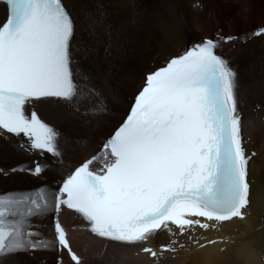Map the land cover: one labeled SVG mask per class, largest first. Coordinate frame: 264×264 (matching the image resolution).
Returning <instances> with one entry per match:
<instances>
[{"label": "snow or ice", "instance_id": "6c2138e0", "mask_svg": "<svg viewBox=\"0 0 264 264\" xmlns=\"http://www.w3.org/2000/svg\"><path fill=\"white\" fill-rule=\"evenodd\" d=\"M4 2L0 134L23 136V151L60 157L59 133L35 111L27 114L25 106L40 98L71 103L81 95L71 67L73 19L62 0ZM262 34L264 27L251 35ZM234 39L205 38L146 74L126 119L103 144L110 159L99 173L89 170L92 160L86 161L63 180L51 200L43 187L0 192V264L21 251L48 247V241H33L35 233L25 229L29 218L49 208L58 212L67 206L82 214L92 234L128 244L145 242L159 230L171 232V226L180 234L194 226H213L201 217L216 222L244 219L250 204L251 156L244 147L236 73L216 54L221 41ZM43 170L34 162L30 169L10 172L39 176ZM8 174L0 170V175ZM53 229L58 247L82 264L58 221ZM161 248L175 250L171 244ZM142 251L157 256L149 247Z\"/></svg>", "mask_w": 264, "mask_h": 264}, {"label": "bare ground", "instance_id": "6f19581e", "mask_svg": "<svg viewBox=\"0 0 264 264\" xmlns=\"http://www.w3.org/2000/svg\"><path fill=\"white\" fill-rule=\"evenodd\" d=\"M62 1L74 22L71 67L81 95L71 103L57 98L34 101L43 120L59 133L61 153L54 157L56 163L48 157L40 160L44 168L40 176L10 172L32 168V156L18 149L13 137L0 134V170L10 173L0 175V192H31L43 187L51 200L70 169L99 151L140 90L146 72L163 66L189 44L233 36L237 39L222 42L218 52L236 73L244 147L251 156L250 204L244 210L245 218L224 222L204 218L213 226H194L184 234L171 226V232L159 230L147 241L134 244L86 232L70 234L72 246L85 264H264V34L251 35L264 26V0ZM3 17L0 4V21ZM233 44L235 49L230 50ZM52 213L49 208L29 218L26 227L33 229V241H48V247L2 258V264H54ZM61 218L67 227L85 221L68 210ZM169 244L174 251L162 250V245ZM144 247L157 256L142 251Z\"/></svg>", "mask_w": 264, "mask_h": 264}, {"label": "rangeland", "instance_id": "374dc122", "mask_svg": "<svg viewBox=\"0 0 264 264\" xmlns=\"http://www.w3.org/2000/svg\"><path fill=\"white\" fill-rule=\"evenodd\" d=\"M233 47H235L234 44L232 45V48L230 47L229 49H230V50L235 49V48H233ZM12 188H13V184L10 185V189H12ZM35 189H36V188H35ZM42 249H46V248H42Z\"/></svg>", "mask_w": 264, "mask_h": 264}]
</instances>
